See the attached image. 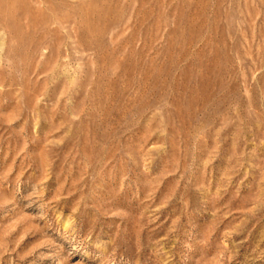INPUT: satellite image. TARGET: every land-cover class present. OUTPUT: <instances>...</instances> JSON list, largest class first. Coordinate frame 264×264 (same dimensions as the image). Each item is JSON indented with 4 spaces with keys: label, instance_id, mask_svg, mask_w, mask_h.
Returning a JSON list of instances; mask_svg holds the SVG:
<instances>
[{
    "label": "rangeland",
    "instance_id": "rangeland-1",
    "mask_svg": "<svg viewBox=\"0 0 264 264\" xmlns=\"http://www.w3.org/2000/svg\"><path fill=\"white\" fill-rule=\"evenodd\" d=\"M0 264H264V0H0Z\"/></svg>",
    "mask_w": 264,
    "mask_h": 264
}]
</instances>
